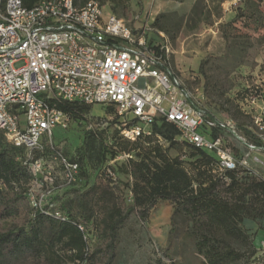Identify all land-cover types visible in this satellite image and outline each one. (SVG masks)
Here are the masks:
<instances>
[{
  "label": "built area",
  "instance_id": "2783aa9c",
  "mask_svg": "<svg viewBox=\"0 0 264 264\" xmlns=\"http://www.w3.org/2000/svg\"><path fill=\"white\" fill-rule=\"evenodd\" d=\"M198 100L173 70L165 34L144 18L128 20L97 0H39L33 7L0 0V130L25 148L34 211L68 220L56 197L84 182L81 163L54 142V129L74 121L58 101L115 107L106 118L89 115L85 129L112 126L129 141L152 134L164 120L176 127L181 143L215 158L214 173L227 184L230 171L240 181H264V104L253 100L249 110L243 107L252 121L245 132ZM134 158L135 152L118 153L100 175L115 184ZM79 228L91 248L95 235Z\"/></svg>",
  "mask_w": 264,
  "mask_h": 264
},
{
  "label": "trees",
  "instance_id": "16d2710c",
  "mask_svg": "<svg viewBox=\"0 0 264 264\" xmlns=\"http://www.w3.org/2000/svg\"><path fill=\"white\" fill-rule=\"evenodd\" d=\"M38 1L23 3L33 7ZM110 9L124 17L116 12V4ZM244 14L238 13L234 20ZM157 24L156 20L153 27L163 32L155 27ZM208 58L200 62L201 72ZM238 96L239 100L248 97ZM57 108L80 123L89 121L92 105L58 101ZM105 109L106 115L97 117L115 115V107ZM240 112L250 118L243 109ZM240 126L248 131L247 124ZM177 136L176 127L164 120L154 124L152 134L135 141L120 137L112 126L97 133L84 129L81 144L71 154L62 147L66 155L81 163L84 178L81 187L56 197L57 208L68 216L62 221L29 208L27 193L32 174L23 163L25 148L9 143L0 130V264H115L122 228L132 215L141 222L148 221L159 201L173 204L174 213L191 218L196 249L206 264H229L246 254L256 255L258 250L244 221L264 220V181H240L230 171L232 181L227 184L214 173L215 158L211 154L186 146ZM178 150H184L187 159ZM121 152H135V158L128 165L130 176L113 184L99 170ZM81 224L95 235L91 248L79 228ZM174 232L172 220L170 235ZM228 239L240 242L250 252L237 250Z\"/></svg>",
  "mask_w": 264,
  "mask_h": 264
},
{
  "label": "rangeland",
  "instance_id": "374dc122",
  "mask_svg": "<svg viewBox=\"0 0 264 264\" xmlns=\"http://www.w3.org/2000/svg\"><path fill=\"white\" fill-rule=\"evenodd\" d=\"M103 1L109 8L116 4V12L128 20L139 16L152 25L157 20L155 27L170 45L171 66L199 97V105L239 127L251 125V116L244 117L240 110H249L253 100L264 104V0ZM243 11L244 16L234 20ZM207 57L201 72L200 62ZM239 93L247 95L249 102L239 100ZM91 115L105 116L106 109L94 104ZM85 124L73 121L67 129L55 128V144L71 154L82 142ZM178 152L187 159L184 150ZM120 172L126 180V167ZM172 220L175 232L170 235ZM244 227L258 252L229 264H264V220L246 219ZM194 229L189 216L174 213L173 204L159 201L148 221L132 215L122 228L115 264H206L196 249ZM228 242L239 251L250 252L238 241Z\"/></svg>",
  "mask_w": 264,
  "mask_h": 264
}]
</instances>
